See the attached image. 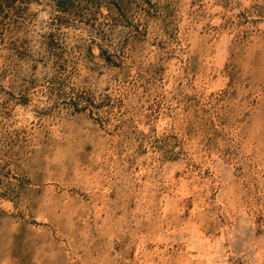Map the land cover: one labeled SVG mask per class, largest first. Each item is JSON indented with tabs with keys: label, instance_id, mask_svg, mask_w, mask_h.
Segmentation results:
<instances>
[{
	"label": "rangeland",
	"instance_id": "obj_1",
	"mask_svg": "<svg viewBox=\"0 0 264 264\" xmlns=\"http://www.w3.org/2000/svg\"><path fill=\"white\" fill-rule=\"evenodd\" d=\"M0 264H264V0H0Z\"/></svg>",
	"mask_w": 264,
	"mask_h": 264
}]
</instances>
